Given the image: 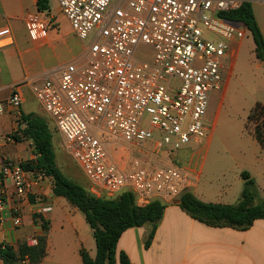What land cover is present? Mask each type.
<instances>
[{
	"label": "built area",
	"instance_id": "2783aa9c",
	"mask_svg": "<svg viewBox=\"0 0 264 264\" xmlns=\"http://www.w3.org/2000/svg\"><path fill=\"white\" fill-rule=\"evenodd\" d=\"M112 1L58 0L76 35L86 41L84 52L31 89L95 195L126 189L141 205L173 200L191 191L200 176L197 168L173 157L207 135L205 116L211 91L223 81L222 58L245 35L244 24L221 14L254 0ZM51 19L47 10L28 16L31 35L45 36ZM10 35V28L0 29V42ZM140 43L154 50L151 62L134 57ZM20 103L16 86L7 104L18 117ZM109 138L128 149L124 165L118 163L123 155L113 158L106 149ZM47 182L53 185V178L41 169H26L0 154V227L6 222L19 227L25 203H32L34 214L51 212L41 189ZM26 241L37 244V234Z\"/></svg>",
	"mask_w": 264,
	"mask_h": 264
},
{
	"label": "crops",
	"instance_id": "0c3cea01",
	"mask_svg": "<svg viewBox=\"0 0 264 264\" xmlns=\"http://www.w3.org/2000/svg\"><path fill=\"white\" fill-rule=\"evenodd\" d=\"M48 11L52 23L48 26L45 36L33 37L27 27V18L31 14L40 12L37 9V0H0V29L8 27L11 30L10 37L0 42V104L2 105L0 154L17 162L35 157L32 141L21 133L26 125L22 122V116L36 114L47 121L52 120L33 93L31 84L47 75L57 73L63 65L78 60L84 52V44L80 43L60 7V12L53 13L50 0ZM64 23L69 26V32L62 30ZM74 40L81 44V50L76 49ZM84 42L86 44V41ZM63 52L70 53V60L60 61ZM16 86L22 96L20 117L7 104ZM16 133L19 139L14 137L11 141L6 140L5 136L9 134L14 136ZM59 142L60 139L57 140V149L63 154ZM54 149L57 156L55 145ZM199 153L200 150L194 149L187 165L193 166L194 157ZM119 154L124 158L118 163L124 165L126 157H129L128 149L122 147ZM68 155L76 162L70 154ZM76 163L80 166L78 162ZM89 182V192L95 195V187L90 180ZM198 187L199 184H196L191 190L195 196L206 202H215L207 197L208 194L197 193ZM41 189L45 200L53 206V209L45 214V218L50 221L47 254L39 264H83L80 254L82 247L95 257L96 243L89 239L93 234L92 228L86 226L84 219L67 204L63 196L54 194L52 184L44 183ZM103 195L115 197L106 192ZM155 199L161 200L166 207L163 216L157 222L150 245H145L154 227L150 222L126 229L117 242V250L125 251L133 263L264 264V219L254 220V223L244 230L229 226H210L184 211L178 204L179 198ZM33 211L32 203H25L22 224L13 228L9 222H6L0 227V242L6 240L16 246L19 241L29 240L37 234L38 228ZM56 230L60 231L58 235L54 233ZM0 264H2L1 260Z\"/></svg>",
	"mask_w": 264,
	"mask_h": 264
},
{
	"label": "trees",
	"instance_id": "16d2710c",
	"mask_svg": "<svg viewBox=\"0 0 264 264\" xmlns=\"http://www.w3.org/2000/svg\"><path fill=\"white\" fill-rule=\"evenodd\" d=\"M39 11L50 10V0H37ZM224 18L244 24L251 30L255 41V53L263 61L264 36L256 20L251 2H245L240 8L224 12ZM26 125L21 133L32 141L34 159L25 160L26 169L38 168L53 178V192L65 197L72 205L80 209L93 230L96 243V255L92 257L84 247L80 249L83 264H135L128 254L117 250V242L122 233L130 228L153 223L154 227L146 240L149 246L154 236L157 222L163 216L166 204L154 199L141 205L136 202L132 191L123 190L115 197L97 196L79 183L68 178L58 165L53 144V132L48 121L39 115L22 116ZM247 126L264 148V102L258 101L250 110ZM14 137L19 139L18 133ZM244 186L236 203L206 202L191 191H184L179 197V206L196 220L210 226L247 229L254 220L264 219V200L257 201L258 188L255 179L248 171L242 172ZM37 224L38 243L29 244L19 241L16 246L0 242V260L2 264H39L47 254V233L50 221L34 214Z\"/></svg>",
	"mask_w": 264,
	"mask_h": 264
},
{
	"label": "rangeland",
	"instance_id": "374dc122",
	"mask_svg": "<svg viewBox=\"0 0 264 264\" xmlns=\"http://www.w3.org/2000/svg\"><path fill=\"white\" fill-rule=\"evenodd\" d=\"M115 0L112 1V4ZM53 13H58V0H51ZM252 9L258 25L264 36V0H254ZM62 30L69 32V26L62 24ZM204 34L213 37L205 29ZM241 43H234L231 50L222 58L223 83L220 88L211 91L209 105L205 116L207 135L202 136L199 142L191 141L178 150L174 161L186 166L191 152L200 150L194 157L192 165L200 171L197 184L199 194H208L210 199L221 203H236L244 186L242 172L248 171L255 179L258 188L257 201L264 200V148L259 144L253 132L247 126V117L252 107L258 102H264V66L255 51L253 34L247 27ZM79 38V37H78ZM80 43L85 47V42L80 38ZM71 43H73L71 41ZM74 40L76 49L81 50V44ZM134 57L142 61L153 60L152 47L140 43L134 49ZM71 55L63 52L60 61L70 60ZM165 84V82H162ZM172 84H179V80L172 79ZM53 131V140L57 149V140L62 138L52 120L48 121ZM99 138L102 136L99 135ZM113 158H120L123 144L114 143L107 139L104 143ZM128 146V145H127ZM129 147V146H128ZM63 154L57 149L58 165L63 173L73 181L82 185L89 191L90 182L81 167L71 159L63 148ZM62 153V152H61ZM133 156L140 154L134 152ZM89 184V185H88ZM116 196V195H115ZM67 204L75 210L87 223L84 213L72 205L66 198ZM90 226V225H89ZM60 231L54 233L58 235ZM92 242L93 234L89 236Z\"/></svg>",
	"mask_w": 264,
	"mask_h": 264
}]
</instances>
